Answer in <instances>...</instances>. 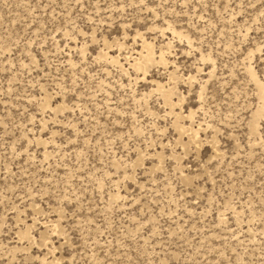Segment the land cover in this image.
<instances>
[{"label":"rangeland","instance_id":"374dc122","mask_svg":"<svg viewBox=\"0 0 264 264\" xmlns=\"http://www.w3.org/2000/svg\"><path fill=\"white\" fill-rule=\"evenodd\" d=\"M263 95L264 0H0V264H264Z\"/></svg>","mask_w":264,"mask_h":264},{"label":"bare ground","instance_id":"6f19581e","mask_svg":"<svg viewBox=\"0 0 264 264\" xmlns=\"http://www.w3.org/2000/svg\"><path fill=\"white\" fill-rule=\"evenodd\" d=\"M140 58H141V61L137 62V65L138 68H143V67H146L148 61L152 60L153 59V52L151 51V48L150 46L147 47V54L143 55L141 52H140ZM140 60V59H139ZM262 98L264 99V95L262 96ZM179 127H182L181 125ZM182 129H180L181 131ZM196 136V135H195ZM197 137V136H196Z\"/></svg>","mask_w":264,"mask_h":264}]
</instances>
